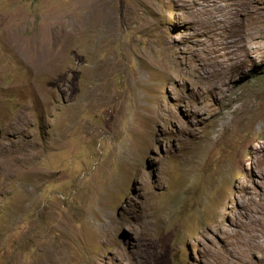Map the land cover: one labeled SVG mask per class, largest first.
I'll return each mask as SVG.
<instances>
[{"label":"rangeland","instance_id":"rangeland-1","mask_svg":"<svg viewBox=\"0 0 264 264\" xmlns=\"http://www.w3.org/2000/svg\"><path fill=\"white\" fill-rule=\"evenodd\" d=\"M0 129V264H264V0H0Z\"/></svg>","mask_w":264,"mask_h":264},{"label":"water","instance_id":"water-1","mask_svg":"<svg viewBox=\"0 0 264 264\" xmlns=\"http://www.w3.org/2000/svg\"><path fill=\"white\" fill-rule=\"evenodd\" d=\"M0 137H1V129H0Z\"/></svg>","mask_w":264,"mask_h":264},{"label":"bare ground","instance_id":"bare-ground-1","mask_svg":"<svg viewBox=\"0 0 264 264\" xmlns=\"http://www.w3.org/2000/svg\"><path fill=\"white\" fill-rule=\"evenodd\" d=\"M247 240V239H246ZM252 244V243H251ZM254 246V245H253ZM253 246H252V248H253Z\"/></svg>","mask_w":264,"mask_h":264}]
</instances>
